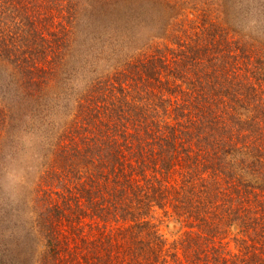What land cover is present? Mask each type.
<instances>
[{
    "label": "trees",
    "instance_id": "trees-1",
    "mask_svg": "<svg viewBox=\"0 0 264 264\" xmlns=\"http://www.w3.org/2000/svg\"><path fill=\"white\" fill-rule=\"evenodd\" d=\"M10 172L42 263L264 264V0H0Z\"/></svg>",
    "mask_w": 264,
    "mask_h": 264
},
{
    "label": "rangeland",
    "instance_id": "rangeland-1",
    "mask_svg": "<svg viewBox=\"0 0 264 264\" xmlns=\"http://www.w3.org/2000/svg\"><path fill=\"white\" fill-rule=\"evenodd\" d=\"M8 183L5 185H0V257H3L8 264H47L42 263L41 255L46 251L44 247L43 236L44 234L40 230L39 226L30 222L28 219L20 218V214H24V211L36 210V207L31 204L22 205V202L17 200V197L13 198L14 191L20 194L19 189H17L15 175H11V172L7 174ZM39 179V178H38ZM15 180V181H14ZM34 186L37 184L36 177L34 178ZM47 189V186L43 183L40 190ZM36 191V190H35ZM36 197H39L36 191ZM29 208V209H28ZM171 211L166 215L162 211H157L153 218V223L155 224L160 235L164 240L171 244L176 240L180 239L181 236L188 230L181 225L179 221L171 215ZM17 217H16V216ZM47 216V215H46ZM70 218L69 221H64L62 224L57 223L58 234L61 240L67 239L71 247H74L78 242L79 237H73L72 231L80 225L82 229L88 226H96L97 224L91 219L79 220L74 216L65 215ZM33 220L36 219L40 222V218L32 216ZM31 219V218H30ZM46 219V217L44 218ZM73 222L71 225L69 223ZM81 222V223H80ZM41 223V222H40ZM42 224V223H41ZM56 222L53 223L55 225ZM41 227V226H40ZM42 228V227H41ZM85 233V231H84ZM231 245V249H232ZM235 249V247L233 246ZM49 260H53V257H49ZM41 260V261H40Z\"/></svg>",
    "mask_w": 264,
    "mask_h": 264
}]
</instances>
